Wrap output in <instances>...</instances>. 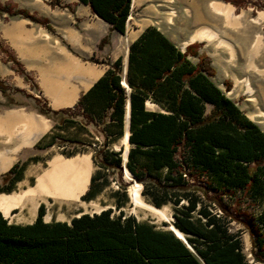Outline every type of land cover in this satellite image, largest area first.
Here are the masks:
<instances>
[{
  "label": "trees",
  "instance_id": "1",
  "mask_svg": "<svg viewBox=\"0 0 264 264\" xmlns=\"http://www.w3.org/2000/svg\"><path fill=\"white\" fill-rule=\"evenodd\" d=\"M78 1L111 30L125 32L131 0ZM225 1L237 6L241 0ZM49 5L59 3L50 0ZM3 14L51 30L46 19L11 4H0V16ZM107 42L104 37L100 46ZM197 47L192 44L181 52L155 27H147L128 47L124 78L118 58L73 109L52 111L46 103L37 109L54 126L34 145L36 150L80 146L90 135L88 125L96 126L92 119L110 112L114 122L101 129L107 146L123 136L129 98L130 150L125 167L138 182L143 177L152 180L142 196L155 208L172 206V225L186 243L167 229H156L122 212L112 217L110 209L81 214L69 222H45L44 205L40 204L30 224H11L0 213V264H248L227 217L211 210L209 192L234 204L246 198L249 206L259 209L256 219L248 218L247 225L264 261V133L210 80L214 70L209 59L197 53ZM3 53L27 81L16 59L5 50ZM188 56L196 57L197 63ZM0 90L5 88L0 85ZM146 101L161 111H147ZM121 163L115 153L98 161L104 169L120 170ZM22 168L15 164L2 176L5 185H0V193L12 190ZM161 171L163 176L158 175ZM189 178L204 182L201 192L192 188ZM98 190L90 178L81 199L91 200ZM122 204L123 198L116 207Z\"/></svg>",
  "mask_w": 264,
  "mask_h": 264
},
{
  "label": "rangeland",
  "instance_id": "2",
  "mask_svg": "<svg viewBox=\"0 0 264 264\" xmlns=\"http://www.w3.org/2000/svg\"><path fill=\"white\" fill-rule=\"evenodd\" d=\"M57 1L60 3V0ZM213 1L231 5L234 15L241 16L240 19L237 20L238 24L230 27L227 26L220 17L214 16L209 8V3ZM0 4H11L14 8L20 9L16 4L8 0H0ZM259 13L264 14V0H241L238 2L237 6L225 0H131L130 13L126 21L125 32L123 34H118L116 38L113 36L111 45L109 44V40L101 46L100 40L98 45H96L97 48H101L102 46L106 48L105 55L108 56V58L105 57L104 63L111 65V58L116 54L123 56L131 40V36L147 25H152L159 30L176 48H180L181 52H184L187 46L197 44V53L199 55H205L209 59L210 67L214 70V74L210 77V80L226 97L235 103L238 109L248 119L257 125L261 132L264 133V116L261 115V113L264 114V20L260 21L258 24L252 22L253 19L258 17ZM5 17L6 15L3 14L0 16V19L3 21L14 19ZM194 19H196V22H194ZM201 26H209L219 35V38L233 44L235 56L232 60H230L224 48H218L216 46V41L193 42L184 45L189 37ZM49 31L52 32V30ZM108 36L110 39V33H108ZM257 36L260 37L261 41L260 49H257V54L254 57V69H248L246 67V53L248 52L249 45H251V42ZM113 45H118L119 48L117 52L113 49ZM3 50L7 51L3 47H0L2 53ZM3 54L6 56L5 53ZM9 55L12 54L9 53ZM188 57L193 63H197L198 59L196 57ZM245 81L253 90L252 94L246 92ZM122 83L125 84L124 81ZM0 85L5 88L3 92L0 90V115L10 113L12 110L20 111L22 114L31 115L36 119H44L48 124V128L49 125L51 126L54 124L53 121L37 113L38 108L45 107L44 103H46V101L37 93V88L34 84H30V89H28V91H21L15 88L10 82V79L8 81L5 80V83L0 82ZM147 108L149 110H157V108L150 103L147 105ZM88 130L90 131V135L84 138L83 144L80 146L63 148L54 145L46 150H36L33 147L34 143L16 150L18 141L0 132V158H12L8 168L11 164L22 165L23 167L20 180L13 185L9 193L32 186L37 174L47 167V162L53 155H61L64 158L88 155L92 166L90 178H94L95 184L99 187L98 193L91 200H83L80 197V202L86 203L85 207L79 202L54 201L52 199L39 201L38 206L40 204L44 205L43 220L45 222H69L71 218L79 214H94L96 213V209L89 204L92 202L101 208V211L110 209L112 217H116L122 212L125 216H133L138 222H147L154 225L156 229L166 230L168 225L172 224L173 221V208L170 204L158 208L165 211L168 217L167 221L143 217L141 213H134L130 209L131 205L127 196L128 184L122 179L124 168L126 169V167L123 166L125 161H123L124 146L121 144L122 137L105 146V140L100 129L88 125ZM26 135H28V131ZM14 141L16 142L14 143ZM13 150L16 151L13 152ZM129 150L130 146L128 147V151ZM109 153L118 155L122 160L121 166H123V168L121 167L119 170L100 167L98 161H101L104 155H108ZM8 168L4 171H0L1 186L5 185L1 178L11 167ZM163 174V171H161L158 175L163 176ZM189 179L192 188L201 192L200 183L204 182H201L202 180L199 182L193 178ZM134 180L141 185V192L144 190V187L152 183V180L148 177H143L140 182L135 178ZM87 190L88 186L83 195ZM207 196L212 200V202H210L211 210L221 216H226L229 220L230 231L238 235L241 241L242 251L248 264H264V261L257 253L255 236L251 228L247 225L248 218L252 220L256 219L259 209L255 205L249 206V201L246 198L240 199L239 204H234L225 196H223L221 200H218V198L214 197L213 193L210 192ZM142 197L145 202L151 204L146 196ZM122 198L123 204L120 208H117V200ZM13 211H15V213L12 214V218H5L9 223L19 225L31 223L22 220V216L24 215L22 210L13 209L12 212ZM35 217L36 213L34 219ZM163 224L167 226H162Z\"/></svg>",
  "mask_w": 264,
  "mask_h": 264
},
{
  "label": "crops",
  "instance_id": "3",
  "mask_svg": "<svg viewBox=\"0 0 264 264\" xmlns=\"http://www.w3.org/2000/svg\"><path fill=\"white\" fill-rule=\"evenodd\" d=\"M8 1H12L20 9L46 19L52 32L44 26L25 19L14 18L9 21L0 19V47L12 54L28 76V80L25 81L22 76L15 73L12 64L0 51V82L5 83V80L10 79L12 85L21 91H28L32 83L50 110L73 109L79 99L110 68V65L104 63L105 57L108 58L105 55L106 48L103 46L97 48L99 41L107 37L111 45L113 36L116 38L119 33L111 30L107 23L94 15L88 6L81 4L78 0H60L59 6H50V0ZM150 26L152 25L145 26L131 36L123 56L116 54L111 58L110 64L118 58L121 59L123 78L126 73L130 43ZM108 33H110V39ZM118 48V45H113L116 52ZM177 49L180 50V48ZM126 96L129 97L128 90H126ZM149 103L146 101L144 104L147 111H161L152 103L150 104L157 110H149L147 108ZM78 112L80 113L81 110ZM109 113L104 112L99 119L93 118L92 121L96 125L94 127L101 130L104 124L113 123L114 121L109 118ZM4 114L0 115L1 119L5 117ZM76 119L81 118L76 117ZM122 123L124 136L128 132L129 98H126ZM53 126L54 124L49 125V128L38 136L33 145L50 133ZM101 134L105 137L102 130Z\"/></svg>",
  "mask_w": 264,
  "mask_h": 264
},
{
  "label": "bare ground",
  "instance_id": "4",
  "mask_svg": "<svg viewBox=\"0 0 264 264\" xmlns=\"http://www.w3.org/2000/svg\"><path fill=\"white\" fill-rule=\"evenodd\" d=\"M209 8L214 16L220 17L230 27L236 26L238 24L237 20L241 17L234 15L231 5L221 2H210ZM263 20L264 14L259 13L258 17L253 19L252 22L258 24ZM194 22H196V19H194ZM204 41H216V46L224 48L230 60L234 58L235 48L233 44L219 38V35L209 26L199 27L184 45ZM260 42V37L257 36L248 47V52L246 53V67L248 69H254V57L257 54V49H260ZM245 86L246 92L252 94L253 90L246 81ZM261 115L264 116L263 113ZM47 129L48 124L44 119H36L31 115L22 114L20 111L6 113L4 118H0V132L18 141L16 150L23 146L32 145L38 136L43 134ZM27 131L28 135H26ZM121 144L124 146L123 161H125L129 147L128 132L122 137ZM16 150H13V152ZM11 160L12 158L9 157H1L0 171L6 170ZM123 166L121 167L123 168ZM91 170L92 166L88 155H78L71 158L53 155L48 160L47 167L37 174L32 186L9 194L0 193V213L4 218H12V210L20 209L24 212L22 220L30 223L34 219L36 208L41 200L52 199L54 201L79 202L85 207L86 203L80 202V197L87 189ZM122 179L128 184L127 196L132 212L141 213L143 217L168 220L163 209L155 208L145 202L141 195V185L134 180L131 173L125 168ZM89 204L96 209V213L101 211V208L96 204L92 202ZM167 229L173 231L179 238H183L182 234L172 224H169Z\"/></svg>",
  "mask_w": 264,
  "mask_h": 264
},
{
  "label": "water",
  "instance_id": "5",
  "mask_svg": "<svg viewBox=\"0 0 264 264\" xmlns=\"http://www.w3.org/2000/svg\"><path fill=\"white\" fill-rule=\"evenodd\" d=\"M127 127H128V125H127ZM127 161V155H126V160H125V162ZM124 167H125V163H124ZM95 214H97V213H95ZM79 215H81V214H79ZM79 215H77V216H75V217H78ZM167 230H169V231H171L170 229H167ZM172 233H173V231H171ZM173 235L176 237V238H178V239H180V240H182L184 243H186V241H185V239H184V236H183V238L181 239V238H179L175 233H173Z\"/></svg>",
  "mask_w": 264,
  "mask_h": 264
},
{
  "label": "built area",
  "instance_id": "6",
  "mask_svg": "<svg viewBox=\"0 0 264 264\" xmlns=\"http://www.w3.org/2000/svg\"><path fill=\"white\" fill-rule=\"evenodd\" d=\"M122 85L126 87V85H125V84H123V83H122Z\"/></svg>",
  "mask_w": 264,
  "mask_h": 264
}]
</instances>
